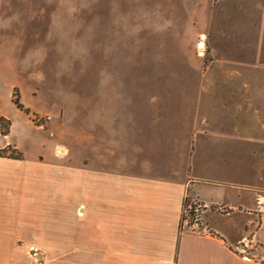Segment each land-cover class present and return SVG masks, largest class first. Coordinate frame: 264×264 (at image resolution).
<instances>
[{
	"label": "crops",
	"instance_id": "crops-1",
	"mask_svg": "<svg viewBox=\"0 0 264 264\" xmlns=\"http://www.w3.org/2000/svg\"><path fill=\"white\" fill-rule=\"evenodd\" d=\"M44 4L0 0V115L11 122L1 147L21 155L0 156V264H30V245L45 264H259L233 247L243 237L264 245L260 87H239L220 121L205 112L209 104L192 116L181 105L186 111L167 120L155 92L114 104L111 87L94 81L91 111L78 113L66 140L62 12L58 20L56 0ZM43 114L51 116L46 130L32 121ZM213 122L217 136L194 139L197 124L202 132ZM211 148L231 162L208 180L192 162L197 149ZM186 194L224 212L195 229L182 220Z\"/></svg>",
	"mask_w": 264,
	"mask_h": 264
},
{
	"label": "rangeland",
	"instance_id": "rangeland-1",
	"mask_svg": "<svg viewBox=\"0 0 264 264\" xmlns=\"http://www.w3.org/2000/svg\"><path fill=\"white\" fill-rule=\"evenodd\" d=\"M40 1L47 4V0H37V6ZM56 2L58 20L62 12V37L57 24L56 40L64 46L66 42V58L61 63L67 92V118L61 132L64 139H74L72 123L78 113H90L94 81L96 86L106 83L111 87L114 104H139L149 90L155 92L158 100L154 104L164 106L167 120L186 111L181 105H186L192 116L209 104L205 112L212 117L208 118L220 121L230 106L234 107L239 87L258 86L264 133V0ZM50 6L56 8L55 4ZM45 31H49V26ZM45 69L48 70L46 66ZM241 71H253L254 77L242 75ZM233 113L234 110L230 116ZM213 124L205 127V132L197 130V124L191 130L194 139L217 136L220 126ZM201 151H196L192 171H201L208 180L215 177L213 170L220 165H230L231 160H223L220 148L206 149L204 154ZM260 176L259 183L263 184L264 171ZM211 211L224 212L217 205L205 206L186 194L182 220L202 229ZM38 249L46 262L45 254ZM233 250L236 252L234 247ZM240 256L259 263L251 254Z\"/></svg>",
	"mask_w": 264,
	"mask_h": 264
},
{
	"label": "built area",
	"instance_id": "built-area-1",
	"mask_svg": "<svg viewBox=\"0 0 264 264\" xmlns=\"http://www.w3.org/2000/svg\"><path fill=\"white\" fill-rule=\"evenodd\" d=\"M51 120L49 114L35 115L32 118L35 126L40 130L47 129V123ZM52 134V132H50ZM257 205L263 207L264 205V194L259 196L257 199ZM83 209L82 207L80 208ZM79 210V212H81ZM235 253L242 254H251L260 264H264V245L256 244L250 237H243L237 244L234 246ZM27 253L30 256L31 264H45L44 257L42 252L35 246L31 245L27 248Z\"/></svg>",
	"mask_w": 264,
	"mask_h": 264
},
{
	"label": "trees",
	"instance_id": "trees-1",
	"mask_svg": "<svg viewBox=\"0 0 264 264\" xmlns=\"http://www.w3.org/2000/svg\"><path fill=\"white\" fill-rule=\"evenodd\" d=\"M16 104H18L17 100H14ZM11 122L8 118L0 115V137H4L10 131ZM0 156L11 157V158H20L21 155L15 148L8 145L5 147L0 146Z\"/></svg>",
	"mask_w": 264,
	"mask_h": 264
},
{
	"label": "bare ground",
	"instance_id": "bare-ground-1",
	"mask_svg": "<svg viewBox=\"0 0 264 264\" xmlns=\"http://www.w3.org/2000/svg\"><path fill=\"white\" fill-rule=\"evenodd\" d=\"M200 44L202 45V42Z\"/></svg>",
	"mask_w": 264,
	"mask_h": 264
},
{
	"label": "water",
	"instance_id": "water-1",
	"mask_svg": "<svg viewBox=\"0 0 264 264\" xmlns=\"http://www.w3.org/2000/svg\"><path fill=\"white\" fill-rule=\"evenodd\" d=\"M199 43H201V42H199Z\"/></svg>",
	"mask_w": 264,
	"mask_h": 264
}]
</instances>
